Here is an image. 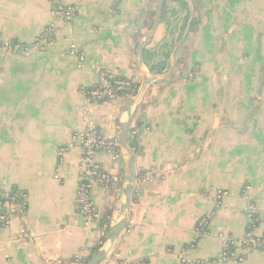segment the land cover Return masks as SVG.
<instances>
[{"label":"crops","instance_id":"0c3cea01","mask_svg":"<svg viewBox=\"0 0 264 264\" xmlns=\"http://www.w3.org/2000/svg\"><path fill=\"white\" fill-rule=\"evenodd\" d=\"M58 1L77 4L75 16L38 46L53 1L0 0V43L28 47L0 52V201L12 189L26 194L24 213L0 235V264H82L95 249L98 235L84 226L75 204L82 152L73 147L59 162L57 151L83 129V112L103 137H117L127 96L98 103L85 92L97 83V66L140 88L137 48L157 3ZM215 1L199 0L174 54L173 73L151 83L135 110L133 121L139 118L142 126L128 224L100 264H181L183 248L188 259H212L221 251L220 233L243 237L247 198L256 206L254 233L264 234V0H225L226 7ZM189 12L184 0L164 1L159 25L143 47L150 77L168 72ZM71 45L84 54L81 69ZM186 48L194 68L219 54L240 61L241 68L225 72L223 85L213 82V74L200 75L201 69L188 80L185 58L178 57ZM95 159L122 181V162L115 168L103 153ZM215 190L228 192L218 209ZM91 198L98 210L117 216L121 182L108 192L93 186ZM205 214L209 235L188 248L195 221ZM239 264H264V247L246 252Z\"/></svg>","mask_w":264,"mask_h":264},{"label":"built area","instance_id":"2783aa9c","mask_svg":"<svg viewBox=\"0 0 264 264\" xmlns=\"http://www.w3.org/2000/svg\"><path fill=\"white\" fill-rule=\"evenodd\" d=\"M79 1V0H78ZM79 4V3H78ZM77 4L66 5L58 0L51 2L50 23L43 30L42 34L36 40V45L40 46L43 38L50 39L56 36L58 24L61 22H70L77 11ZM43 41V40H42ZM40 42V43H39ZM28 47L16 42H1L0 52L3 54H16L27 52ZM70 53L76 58V67H83L85 57L75 45L69 47ZM97 74V83L92 89L87 90L86 96L90 102H110L114 101L121 95L127 96L129 99L138 90L135 80L119 78L103 69L100 66L95 67ZM83 129L74 132L71 136L70 143L59 147L57 151L58 161L62 162L67 152L78 147L82 152L81 160L77 168L78 185L75 191V204L78 214L84 221L86 228L92 229L98 235V241L95 246L98 248L103 244L104 238L108 229L114 223L116 216L110 212H101L95 206L91 198V190L93 186L101 187L104 191H110L115 185H120V177L115 171H107L95 159L98 153L106 154L115 164V168L122 162L119 142L116 137L105 138L102 136L97 125L90 120L86 112L82 115ZM140 129L134 128L132 125L128 133V144L133 143L130 147L135 153L138 150V134ZM58 179V177H55ZM141 181L146 183L148 177L141 178ZM249 187L242 190V195L246 196ZM228 195V192L218 190L214 197V209H218L223 205V201ZM20 200L16 197H10L8 202L0 201V235L8 228L11 220L20 216L26 209V194H20ZM245 206L246 229L242 238L235 239L227 234L220 233L218 238L221 242V251L212 259L199 260L188 259L186 257L187 248H183L179 254L181 264H239L244 261L246 252L255 251L264 247V234L255 235L254 231L257 225L256 206L248 198ZM210 214H205L195 221V228L188 248H194L197 243L209 235ZM21 240L22 238L19 237ZM85 253H88L85 251ZM84 253V254H85ZM91 253L89 254V256Z\"/></svg>","mask_w":264,"mask_h":264},{"label":"water","instance_id":"95a60500","mask_svg":"<svg viewBox=\"0 0 264 264\" xmlns=\"http://www.w3.org/2000/svg\"><path fill=\"white\" fill-rule=\"evenodd\" d=\"M165 0H157L156 10L154 12L153 21L151 27L149 29V33L146 37L139 43L137 48L138 54V65L140 72V88L136 91V93L131 96L121 113V117L117 126V139L119 142L121 159H122V181H121V200L118 209V213L116 219L112 226L108 229L106 236L104 238L103 244L92 254L90 259L85 264H100L104 261L111 251L115 241L118 239L120 234L126 229L129 219L130 207L132 203L133 193L135 182L137 179V173L135 168V158L134 153L131 151L128 144V133L130 127L133 123V115L137 106L140 104L142 97L144 96L147 87L156 81H159L165 77L170 76L174 71V54L177 48L182 44L185 40L188 32L190 30V26L194 17V6L190 0H184L188 2L190 7L189 17L182 34V37L176 47L173 50L172 58L169 63L168 72L162 76H154L150 77L148 71L143 67V47L147 43V41L152 37L155 33L160 19L162 15L163 5Z\"/></svg>","mask_w":264,"mask_h":264},{"label":"rangeland","instance_id":"374dc122","mask_svg":"<svg viewBox=\"0 0 264 264\" xmlns=\"http://www.w3.org/2000/svg\"><path fill=\"white\" fill-rule=\"evenodd\" d=\"M195 1H197V0H195ZM214 5H216V6L219 5V6H222V7L224 5L226 7L225 0H217V1H215ZM201 10H202V8H201ZM224 17H225V15H222V18H224ZM61 23H67V22H61ZM188 51H189L188 48H186L185 51L184 50L183 51H179L178 52V57L181 56L182 58H185V64H186V67H187V69L189 71V72L186 73L187 74L186 77L189 80L194 79V77H196V75L198 74V72L197 73L192 72L193 70L199 71L201 69V71L199 73L200 75L205 74V73H208L209 75L213 74L214 75L213 76V82L216 83V84H222L223 85L225 83V76H224L225 72H227L228 76H230L233 72L236 71V69L241 68V62L240 61L226 60L225 59V55L224 54H219V53H218L219 54L218 55L219 56L218 60H214V61H211V62H207L205 60L204 64H203V62H199V66L197 68H194L193 66H191L193 62L191 61L192 59L190 58V56H188ZM217 64H218V68H217ZM177 65L178 64H176V66ZM245 68H247V66H245ZM176 72H178V71H176ZM217 191L218 190L214 191L213 196H212V201L214 200V197H215V194H216ZM222 191H224V190H222Z\"/></svg>","mask_w":264,"mask_h":264},{"label":"trees","instance_id":"16d2710c","mask_svg":"<svg viewBox=\"0 0 264 264\" xmlns=\"http://www.w3.org/2000/svg\"><path fill=\"white\" fill-rule=\"evenodd\" d=\"M50 1H53V0H50ZM191 2H192V4H193V6H194V13H195V10L198 8V3H199V0H197V1H195V0H191ZM194 22V18H193V20H192V23ZM191 23V24H192ZM190 34V33H189ZM187 37V36H186ZM179 70V69H178ZM188 79V78H187ZM189 80V79H188ZM137 84V83H136ZM137 87H138V84H137ZM90 89H92V88H88V89H86V91L87 90H90ZM132 126L134 127V128H136V129H140L141 128V126H142V122H141V120L139 119V118H137L136 117V119H134V121H133V123H132ZM129 146L130 147H133V143L132 142H129ZM143 173H145V172H143V171H140V174H143ZM20 194H21V192L19 191V190H17V189H12L11 190V192L6 196V197H4V198H2L1 199V202L2 203H6V202H8V200H9V198L10 197H13V196H15L16 197V200H20ZM98 249V246H95V249L93 250V252H91V255L89 256V258H86V259H84L81 263L82 264H85V263H87V261L90 259V257L92 256V254L96 251Z\"/></svg>","mask_w":264,"mask_h":264}]
</instances>
